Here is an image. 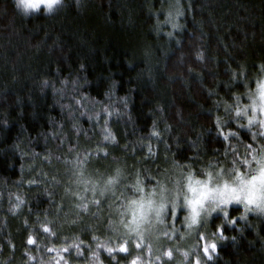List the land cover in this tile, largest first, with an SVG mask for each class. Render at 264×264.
<instances>
[{
    "label": "trees",
    "instance_id": "1",
    "mask_svg": "<svg viewBox=\"0 0 264 264\" xmlns=\"http://www.w3.org/2000/svg\"><path fill=\"white\" fill-rule=\"evenodd\" d=\"M172 1L67 0L26 19L0 0V264H177L167 239L118 251L126 194L174 164L200 176L262 149L259 125L222 114L264 72V0ZM75 164L114 195L69 193ZM230 216L223 240L213 217L201 264H264V217Z\"/></svg>",
    "mask_w": 264,
    "mask_h": 264
},
{
    "label": "rangeland",
    "instance_id": "2",
    "mask_svg": "<svg viewBox=\"0 0 264 264\" xmlns=\"http://www.w3.org/2000/svg\"><path fill=\"white\" fill-rule=\"evenodd\" d=\"M175 1L173 0L169 6L168 10H172L175 7ZM167 10V11H168ZM261 68V67H260ZM264 70V68H263ZM261 74V76H260ZM257 75V80L254 81V77L250 81L253 82V85L251 88V92L248 94H245L244 98H236L235 102L232 103L231 105H225L223 108V116H226L233 110V115L230 116L231 121L234 122L237 125L242 126L243 128L246 129H252V127L259 125L262 129V133L264 135V124H261V121H264V113L259 111V86L264 83V72L261 71V73ZM248 84H246L247 86ZM248 88V87H247ZM247 92V90H245ZM245 92V93H246ZM256 103L257 108H253V103ZM233 116V117H232ZM254 117L255 119L253 122L250 124L249 120L250 118ZM222 119V118H221ZM262 149H264V145L262 146ZM242 160V159H240ZM86 165V164H85ZM211 168H219L221 170L227 169L228 171H232L233 169L238 170L240 166H229L228 164H216ZM77 169V170H76ZM82 170L81 166L78 164L74 165V170L75 173H73V178H70V181L67 185V191L71 192L72 195L75 194L77 199L79 197L84 198L85 195L89 194L88 192L94 191V192H99L100 194L104 195H109L113 194L112 191L114 190L115 184L109 185V177H106L103 173L99 175V179L97 178H91L86 175V173H81L80 170ZM85 169V168H84ZM209 169V168H208ZM245 171H247V168H245ZM193 174L196 175L195 171H192L188 169L187 167H183L182 165H177L174 164L173 166H170L169 170L166 172L164 175V178H162L159 181V184L150 188H144V185L142 182H139V187H140V193L139 195L135 194L134 196L131 195L130 198H128V194L125 196L126 200V208L121 214V217H123V214H127L129 212V201L133 199H139L140 196H153L157 200H160L161 197L163 198V202L165 204L173 203L174 198L180 195L183 190L185 185H189V183L193 180ZM96 180L97 182L102 181V183L99 182L98 186H94L96 190H92L90 188H87L86 184L89 181L91 184H95L96 182H92L89 179ZM72 181V182H71ZM71 182V185H70ZM88 182V183H89ZM69 192V193H70ZM111 200H114L112 198ZM81 204H78L77 202L75 203V209H79ZM242 207V206H240ZM117 208V207H116ZM243 208V207H242ZM112 209V208H111ZM168 210L165 207L162 216H163V221L162 222H153L152 229H151V234L147 236L146 239L143 240H137L134 236L132 237L135 239L137 242H141L142 245L148 247L151 245H154L157 247V249L160 247L159 242H164L165 239V247L168 248L166 252L172 251L173 256H177L176 262L177 264H180L181 260L183 257L181 256L182 252L188 251L192 245H197L196 247V253L192 256L189 257L190 264L193 262V258L195 261L199 258L200 261L204 257L203 255V246L205 245H210L212 242H215V233L213 232V229L211 227V221L212 219L208 222L203 224L202 226L199 227L198 229V236H191L188 233V229L186 226H182L184 224L182 214H181V219L177 220V213L173 214L172 216L168 215ZM244 212V210H243ZM244 216V215H243ZM123 219V218H122ZM120 219V220H122ZM119 220V221H120ZM115 225L119 226V222H115ZM121 229V234L123 235L124 230ZM124 236V235H123ZM216 243V242H215ZM152 247V249H153ZM153 249V250H154ZM154 253L155 250H154ZM157 254V253H156ZM178 254V255H177ZM212 254V253H211ZM178 256L180 260L178 259ZM171 257V258H172ZM195 264V262H194Z\"/></svg>",
    "mask_w": 264,
    "mask_h": 264
},
{
    "label": "snow or ice",
    "instance_id": "3",
    "mask_svg": "<svg viewBox=\"0 0 264 264\" xmlns=\"http://www.w3.org/2000/svg\"><path fill=\"white\" fill-rule=\"evenodd\" d=\"M41 3H46L47 0H39ZM259 111L264 113V83L259 86ZM253 108L256 109L257 105L254 102ZM255 118L252 117L249 120L251 124ZM261 124H264V121H261ZM227 139V137H225ZM250 152L245 153V156L242 160L239 161L240 167L238 170H235V178L236 184L233 186H229L227 182H225L224 188L231 194V198L235 200H240L243 197L244 201L247 205H252L254 201H256L262 194H264V149L256 150L252 145L247 146ZM252 162H255V168L252 169L251 175H245L244 169L250 168ZM223 171V170H221ZM117 181L109 180L108 184H116ZM136 190L137 195L140 193L139 181H137L136 185L133 186ZM189 189L193 193V199L189 200L193 212L196 211L197 206L207 197L210 189L207 185L197 186V184L189 183ZM95 203L99 204L98 201ZM129 212L127 214H123V219L119 221V227L124 230L123 235L127 238L125 243L122 244L118 251L127 253L128 252V243L131 238L134 236L137 240L146 239L148 235L151 234V229L153 222H162L163 216L162 212L165 208V203L163 202V198L157 200L153 196H140L139 199H133L129 201ZM231 206H229L228 211L222 213L225 217L229 219L232 224H235L237 221L230 216ZM247 210V209H245ZM177 210L174 205L170 206V210L168 212L169 216L176 214ZM242 218V217H241ZM46 232L49 229H44ZM217 231L219 232V239H225L223 234V226H218ZM28 243H34V241L29 238ZM137 248H142L141 243H136ZM68 249H65L67 251ZM217 250V243L212 242L210 245L203 246V255L207 260L213 259L211 255L212 252ZM109 252L114 251L109 248ZM165 255L169 258L173 256L172 251H168ZM131 264H137L136 260H133ZM195 264H201L200 259L198 258L195 261Z\"/></svg>",
    "mask_w": 264,
    "mask_h": 264
},
{
    "label": "clouds",
    "instance_id": "4",
    "mask_svg": "<svg viewBox=\"0 0 264 264\" xmlns=\"http://www.w3.org/2000/svg\"><path fill=\"white\" fill-rule=\"evenodd\" d=\"M67 0H47L46 3H41L39 0H13L14 9L19 12L24 18L30 19L33 16L41 15L52 16L65 7ZM79 0H73V10H78ZM242 167V165H240ZM255 168V162H252L250 168H247L245 175H251L252 169ZM193 180L190 183L197 184V186L207 185L210 189L207 197L197 206L195 212H193L189 200L193 199V193L189 189V185H185L183 192L174 198L173 203L165 204L167 210H170V206L174 205L177 210V220L182 218L184 224L188 229V233L191 236H198V229L205 223H208L213 217H219L220 225L228 227H234L227 217L222 213L228 211L229 206L243 207V215L249 216L250 214H257L264 217V194H262L252 205H247L243 197L240 200L231 198V194L225 190V182L229 186L236 184L235 169L228 171L224 169L221 171L219 168H209L203 171L200 176L193 174ZM247 209V210H245ZM242 216H240V219ZM219 226V225H218ZM219 239V237H218ZM197 245L185 252L181 253L183 259L180 264H190L189 257L196 253ZM161 255H165L161 252Z\"/></svg>",
    "mask_w": 264,
    "mask_h": 264
}]
</instances>
